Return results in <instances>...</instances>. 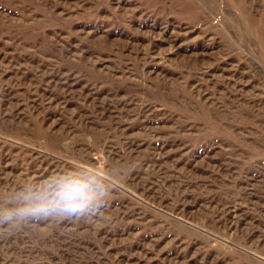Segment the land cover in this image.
<instances>
[{"label": "rangeland", "instance_id": "374dc122", "mask_svg": "<svg viewBox=\"0 0 264 264\" xmlns=\"http://www.w3.org/2000/svg\"><path fill=\"white\" fill-rule=\"evenodd\" d=\"M65 174L0 264H264V0H0V215Z\"/></svg>", "mask_w": 264, "mask_h": 264}, {"label": "clouds", "instance_id": "9594fccd", "mask_svg": "<svg viewBox=\"0 0 264 264\" xmlns=\"http://www.w3.org/2000/svg\"><path fill=\"white\" fill-rule=\"evenodd\" d=\"M103 195V186L95 177L87 174H65L26 193L25 206L0 215V223L36 216L83 218L87 213L101 210L94 204Z\"/></svg>", "mask_w": 264, "mask_h": 264}]
</instances>
